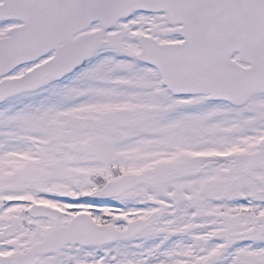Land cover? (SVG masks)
<instances>
[{
  "label": "snow or ice",
  "instance_id": "snow-or-ice-1",
  "mask_svg": "<svg viewBox=\"0 0 264 264\" xmlns=\"http://www.w3.org/2000/svg\"><path fill=\"white\" fill-rule=\"evenodd\" d=\"M0 264H264V0H0Z\"/></svg>",
  "mask_w": 264,
  "mask_h": 264
}]
</instances>
